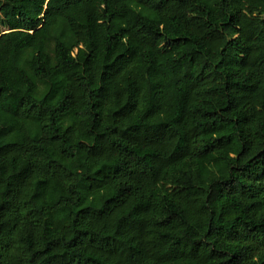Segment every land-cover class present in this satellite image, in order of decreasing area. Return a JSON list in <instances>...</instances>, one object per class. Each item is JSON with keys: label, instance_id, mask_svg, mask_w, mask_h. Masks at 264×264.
I'll use <instances>...</instances> for the list:
<instances>
[{"label": "trees", "instance_id": "16d2710c", "mask_svg": "<svg viewBox=\"0 0 264 264\" xmlns=\"http://www.w3.org/2000/svg\"><path fill=\"white\" fill-rule=\"evenodd\" d=\"M0 49V264H264V0H0Z\"/></svg>", "mask_w": 264, "mask_h": 264}, {"label": "rangeland", "instance_id": "374dc122", "mask_svg": "<svg viewBox=\"0 0 264 264\" xmlns=\"http://www.w3.org/2000/svg\"><path fill=\"white\" fill-rule=\"evenodd\" d=\"M0 54H1V49H0ZM7 75L10 81L15 82V77L12 75V73L9 70L7 72ZM15 102H16V99L14 97L9 98L8 103H10V105L14 104Z\"/></svg>", "mask_w": 264, "mask_h": 264}]
</instances>
